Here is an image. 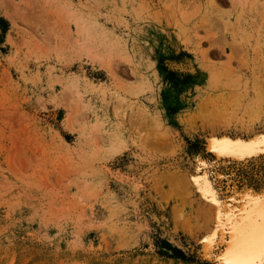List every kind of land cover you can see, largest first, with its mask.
<instances>
[{"label": "rangeland", "instance_id": "374dc122", "mask_svg": "<svg viewBox=\"0 0 264 264\" xmlns=\"http://www.w3.org/2000/svg\"><path fill=\"white\" fill-rule=\"evenodd\" d=\"M263 95L264 0H0V264H224Z\"/></svg>", "mask_w": 264, "mask_h": 264}, {"label": "snow or ice", "instance_id": "6c2138e0", "mask_svg": "<svg viewBox=\"0 0 264 264\" xmlns=\"http://www.w3.org/2000/svg\"><path fill=\"white\" fill-rule=\"evenodd\" d=\"M170 69L178 76L187 75L192 72V66L188 63H176L170 65ZM261 144L264 145V136L260 137ZM225 143H230L225 141ZM244 150L239 158L243 161L247 157L254 156L253 145L243 146ZM264 151V148L261 149ZM233 199L235 197H232ZM248 200H255L259 211L246 213L242 219L234 220L229 214L228 227L231 229L232 239L229 242L228 250L225 254L227 264H264V194L258 197L254 194H248ZM213 202L218 203L214 197ZM222 219V217H218ZM216 242L215 234H209L205 238V254H207V245ZM222 260L224 257L221 258Z\"/></svg>", "mask_w": 264, "mask_h": 264}, {"label": "bare ground", "instance_id": "6f19581e", "mask_svg": "<svg viewBox=\"0 0 264 264\" xmlns=\"http://www.w3.org/2000/svg\"><path fill=\"white\" fill-rule=\"evenodd\" d=\"M264 96V95H263ZM260 103H262L263 102V100L262 101H259ZM257 105V104H256ZM261 105V104H260ZM258 108H261L260 106L258 107ZM259 139V138H258ZM257 140V139H256ZM215 142H216V140H214ZM214 141H212L211 140V142H210V147L212 148V149H214V150H216L217 152H218V154H222V153H225V152H228L229 150L228 149H226L225 147H223V146H217L216 145V143L214 142ZM251 141V140H250ZM261 141V140H260ZM220 142V141H219ZM222 142V141H221ZM220 142V143H221ZM257 143H259V142H257ZM250 145V144H249ZM242 148V147H241ZM243 149V148H242ZM241 149V150H242ZM244 150V149H243ZM253 150H255V149H253ZM232 151H233V149H232ZM239 151H240V149H239ZM231 152V151H230ZM238 152V151H237ZM241 152V151H240ZM255 152V151H254ZM229 153V152H228ZM223 156H224V154H223ZM209 185V184H208ZM207 185H205V187H206ZM210 186V185H209ZM207 192V191H206ZM202 193V192H201ZM211 192L209 191V194H210ZM212 195H213V193H212ZM211 195V196H212ZM210 198V197H209ZM211 199V198H210ZM210 203H212V202H210ZM216 203V202H215ZM215 205V204H214ZM211 206H213V205H210V207ZM217 206V205H216ZM209 207V206H208ZM215 208V207H214ZM218 209V208H217ZM259 209V208H258ZM243 210V209H242ZM241 210V211H242ZM244 212V211H243ZM206 213V212H205ZM216 213V212H215ZM242 214V213H241ZM206 216V215H205ZM235 217V216H234ZM244 216H242V217H240L239 219H242ZM236 219H237V217H236ZM214 232V231H213ZM231 239H232V233H231V229H230V237H229V240H228V242H227V246H226V249H225V252L223 253V254H221L220 256L218 255V257H220V258H222V257H224V259H223V263L224 264H227V257L225 256V254H226V252H227V250H228V247H229V242L231 241ZM225 247V246H224ZM206 248V247H205ZM219 258V259H220Z\"/></svg>", "mask_w": 264, "mask_h": 264}]
</instances>
